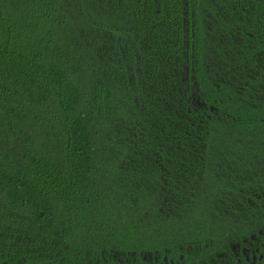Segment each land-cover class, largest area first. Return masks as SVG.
Segmentation results:
<instances>
[{"label": "trees", "instance_id": "trees-1", "mask_svg": "<svg viewBox=\"0 0 264 264\" xmlns=\"http://www.w3.org/2000/svg\"><path fill=\"white\" fill-rule=\"evenodd\" d=\"M104 3L0 0V250L22 234L39 264L160 243L216 214L212 175L185 168L200 169L202 142L212 160L232 124L199 126L183 79V2L172 0L168 32L148 17L126 25V62L121 18ZM195 69L200 89L229 102L228 85Z\"/></svg>", "mask_w": 264, "mask_h": 264}, {"label": "flooded vegetation", "instance_id": "flooded-vegetation-1", "mask_svg": "<svg viewBox=\"0 0 264 264\" xmlns=\"http://www.w3.org/2000/svg\"><path fill=\"white\" fill-rule=\"evenodd\" d=\"M104 1L105 13L121 18L122 36L117 39L122 61L127 60L125 44L132 30L127 24L138 29L137 19L148 17L153 24L163 22L168 32L172 0ZM181 1L183 79L199 126L209 119L221 125L229 118L232 124L229 138L215 137L212 160L202 142L196 154L200 169L185 168L201 180L212 175L219 192L213 202L216 214L207 210L208 216L192 219L196 226L168 232L160 243L84 250L77 264H264V0ZM195 64L217 86H229L223 91L229 102L220 98L218 104L200 89ZM26 245L24 235L10 233L0 264H31L35 258L39 264Z\"/></svg>", "mask_w": 264, "mask_h": 264}]
</instances>
